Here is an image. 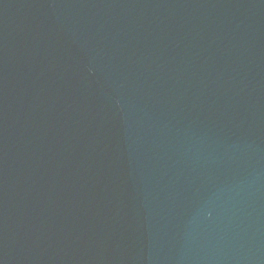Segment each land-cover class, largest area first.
<instances>
[{"label": "water", "instance_id": "obj_1", "mask_svg": "<svg viewBox=\"0 0 264 264\" xmlns=\"http://www.w3.org/2000/svg\"><path fill=\"white\" fill-rule=\"evenodd\" d=\"M0 264H264V0H0Z\"/></svg>", "mask_w": 264, "mask_h": 264}]
</instances>
